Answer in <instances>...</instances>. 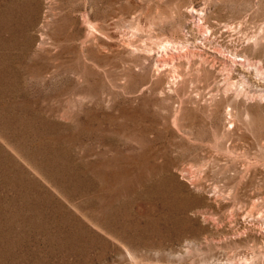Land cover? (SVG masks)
<instances>
[{
  "label": "rangeland",
  "instance_id": "374dc122",
  "mask_svg": "<svg viewBox=\"0 0 264 264\" xmlns=\"http://www.w3.org/2000/svg\"><path fill=\"white\" fill-rule=\"evenodd\" d=\"M0 264H264V0H0Z\"/></svg>",
  "mask_w": 264,
  "mask_h": 264
},
{
  "label": "bare ground",
  "instance_id": "6f19581e",
  "mask_svg": "<svg viewBox=\"0 0 264 264\" xmlns=\"http://www.w3.org/2000/svg\"><path fill=\"white\" fill-rule=\"evenodd\" d=\"M191 14H192V16L193 17H195V15L196 14H198V12H197V9H194V8H192L191 9ZM48 15V14H47ZM194 19V18H193ZM210 30V29H209ZM169 44V43H168ZM167 65V60L165 59V61L164 62H162V63H160L159 64V66L161 67V66H166ZM232 117V116H231ZM230 122V121H229Z\"/></svg>",
  "mask_w": 264,
  "mask_h": 264
}]
</instances>
